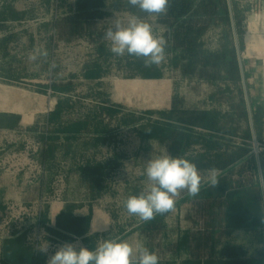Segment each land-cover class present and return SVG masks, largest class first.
Here are the masks:
<instances>
[{"label":"crops","instance_id":"obj_1","mask_svg":"<svg viewBox=\"0 0 264 264\" xmlns=\"http://www.w3.org/2000/svg\"><path fill=\"white\" fill-rule=\"evenodd\" d=\"M108 1L106 0L104 4H108ZM235 1L239 10L243 13L244 10L247 11L244 15L248 14L243 22L246 33L241 36L243 42L241 55L248 73L252 114L253 111L257 113V122L254 123L255 134L262 149L261 153L264 154V0ZM43 2L48 14L44 24L46 33H0V72L34 71L36 63L39 71L47 72L51 69L50 57L55 45H76L87 38L79 37L70 41L58 39L56 33H53L55 19L52 18L49 9L52 0ZM76 5L77 0H74L71 11H75ZM150 21L151 29L159 28L165 33L166 42L168 28L157 24L155 17ZM3 25L0 22V31L4 29ZM103 36L101 33L100 41ZM164 50L170 51L166 47ZM43 51L47 52L46 56L39 55ZM33 53L37 54L36 61L29 60V57L26 60L13 58L27 57ZM55 85L59 89L71 87V83L62 81L56 82ZM166 86L161 94L157 92L155 103L159 104L157 110L167 113V118L172 120L173 124L170 128L163 125L156 127L154 142L164 155L182 157L196 165L202 177L199 194L193 197L186 189L181 190L174 198V209L163 215H156L150 221H142L123 209L124 219L119 223L116 212L99 209L94 204L95 200L100 198L99 169L107 165L99 163L91 155L88 163L89 172H85L82 167L86 153L94 154L108 142L110 135L107 125L97 121L99 119L94 113H80L74 117L63 115L67 122L72 121L74 124L71 122L70 126V123H66V129L60 131L50 129L48 144L42 152L41 161L48 169H53L58 161L69 166L74 173L69 179V184L75 182L72 188L75 191L70 190L59 200L50 201L44 214V222L49 227L50 235L66 240L77 239L79 244L89 249L109 239L138 240L158 255L159 264H264V169L261 156L262 173L258 158L252 153L249 158L228 163L230 152L241 153V147L236 146L234 149L231 147L228 150V138L232 136H227L220 130L211 131L202 126L180 124L179 118L182 113L210 112V109L191 108L189 97L182 93L177 94L178 89L173 82L167 83ZM167 91H171V96L164 99L163 93L166 94ZM25 96L26 99L23 101L13 99L9 102L11 108L17 104L15 107L17 110L0 109L1 114H17L22 118V122H25L30 114L31 117L28 119L37 131L40 130L37 129L39 119L56 123L59 113L43 115L39 111L33 113L29 111L35 100L46 105L50 101L47 96L36 94ZM208 100L209 98L205 96L197 98L202 104H208L210 101ZM110 102L116 103L114 100ZM38 114L42 116L39 117ZM251 138L254 143L252 129ZM110 164L118 165L119 161ZM212 170L216 172L218 181L216 186L209 183ZM49 176L41 187H36L30 195H16L17 198L20 196L23 200L32 201L41 196L46 197L50 191ZM241 184L245 185V189L251 195H227L228 187L234 191L239 189ZM3 196L6 195H0V200ZM9 196L12 195H7L8 198ZM13 242L19 254L25 250L29 253L26 264H30L29 256L34 254L33 249L26 246L23 238L14 239ZM45 258L38 256L37 264H44ZM136 259L137 256L134 254L133 260ZM19 261L20 257L17 263Z\"/></svg>","mask_w":264,"mask_h":264},{"label":"rangeland","instance_id":"obj_2","mask_svg":"<svg viewBox=\"0 0 264 264\" xmlns=\"http://www.w3.org/2000/svg\"><path fill=\"white\" fill-rule=\"evenodd\" d=\"M73 1L52 0L49 7L52 18L70 12ZM112 2L114 0H109L101 8L103 13L99 27L104 36L109 27L115 30L113 20L119 19L122 26L126 27L129 18L134 16L127 9H112ZM244 13L243 22L248 15ZM47 16L43 0H0V19L4 18L0 21L4 24L0 33H46L44 24ZM243 22L240 27L242 36L246 33ZM222 32L223 29L218 27L206 34L203 43L207 52L219 49ZM152 33L165 42V33L159 28H153ZM104 36L101 41L93 42L84 38L76 45H55L51 51V69L47 72L39 71L36 62L34 71L0 72V109L17 110V104L12 105V108L8 105L10 101H23L25 95L36 94L47 96L50 101L45 105L35 100L30 106V113H59L56 123L39 119L40 126L37 129L40 130L37 131L28 119L30 114L22 122L17 114L0 112V195H6L0 200V264H10L4 258V244L15 237L23 238L26 246L32 248L35 254L45 256L44 264L59 244L65 241L78 242L74 238L66 240L51 236L44 222L50 201L59 200L70 190L75 191L72 189L75 182L69 184L70 177L74 176L69 166L58 161L53 169H48L41 161L50 129H66V123L71 126L72 121L67 122L63 115L74 117L80 113H94L99 119L97 121L107 125L110 135L108 142L94 154L86 153L82 167L85 172H89L91 155L99 163L107 165L99 169L100 198L94 204L99 209L116 212L119 223L124 219L123 209L127 198L146 194L152 186L153 182L148 180L145 173L148 162L164 155L154 142L155 129L159 125L172 126L173 121L167 118V113L157 110L159 104L155 103V99L157 92L161 94L167 88V83L173 82L178 89L177 94L189 97L191 108H209L222 127H225L223 123L226 121L236 119L235 109L244 99L247 114L241 124L242 135L228 138L227 146H250L251 153L256 156L252 138L250 142L243 139L247 131L251 135V125L242 81L239 84L229 83L225 74L215 83L185 79L173 65L174 54L165 50V58L161 63L145 66L143 57L127 53L122 57L112 54L110 42ZM232 40L235 43L234 33ZM28 57L13 58L26 60ZM58 81L71 83V87L55 91L53 85ZM227 89L230 91L225 93ZM241 89L243 94L240 93ZM163 96L169 99L171 91L163 93ZM201 96L208 97L209 103L198 102L197 98ZM109 98L116 103L110 102ZM1 116L8 118L1 120ZM11 117L20 118L18 125L13 128V123L9 122L13 119ZM151 125H155L153 133L149 131ZM259 149L262 150L260 145ZM113 161H119V164H110ZM48 176L51 183L46 197L41 196L32 201L23 200L20 196L17 198L16 195H30L36 187H41ZM7 195L12 196L8 198ZM46 243L50 245L47 255L39 251V247Z\"/></svg>","mask_w":264,"mask_h":264},{"label":"trees","instance_id":"obj_3","mask_svg":"<svg viewBox=\"0 0 264 264\" xmlns=\"http://www.w3.org/2000/svg\"><path fill=\"white\" fill-rule=\"evenodd\" d=\"M105 0H77L75 11L61 14L53 21L54 33L58 39L70 41L74 38L87 37L91 41L100 40L101 33H104L98 26L99 17L102 16L101 8ZM232 12L236 24L237 33L240 37V50H243V42L240 32L243 22V12L239 10L235 0H231ZM112 9H127L135 17L151 26V18H156L159 25L168 28V36L165 47L174 54L173 65L185 79L206 81L210 83L219 82L222 75L225 74L226 81L232 84L241 83V73L237 51L234 40H232V19L229 7V0H169L166 13L160 15H150L141 11L138 7H133L128 0H114ZM222 28L223 35L219 38V49L216 52H207L204 49L203 38L214 28ZM245 68V66H244ZM246 78L248 73L245 68ZM55 91L60 90L57 85H53ZM227 89L224 92L228 93ZM241 94L243 90L241 89ZM245 101H240L236 107V119L226 121L225 127L219 123L217 117L212 112H184L179 118V123L193 127H204L211 131H218L227 134V136L242 135L243 117L246 116ZM238 117V118H237ZM7 116H1L5 120ZM11 128L18 125L20 118L11 117ZM254 123L257 122V113L253 111ZM229 125V127H227ZM149 131H152L155 125H151ZM170 128L171 126H166ZM245 141H251L250 131H247L243 138ZM236 146H233V149ZM241 147V153H231L228 155L227 162L234 163L237 160L249 158L251 153L250 146ZM231 147L228 146V150ZM263 161L264 154H260ZM241 184L239 189H227V195H251ZM15 237L4 244V258L10 264H26V257L29 253L21 251L19 254L14 248ZM34 252V251H33ZM37 254H30V264H37ZM20 257L19 263H17Z\"/></svg>","mask_w":264,"mask_h":264},{"label":"clouds","instance_id":"obj_4","mask_svg":"<svg viewBox=\"0 0 264 264\" xmlns=\"http://www.w3.org/2000/svg\"><path fill=\"white\" fill-rule=\"evenodd\" d=\"M150 15H160L167 11L169 0H128ZM115 30L109 27L104 39L110 42L112 54L122 57L127 53L143 57L145 66L159 64L164 60L165 42L154 37L151 26L138 17L129 18L124 27L119 19L112 21ZM39 55H47L46 51ZM36 61L37 54L29 55ZM149 181L153 182L145 194L132 195L124 202V208L131 216L142 221H150L156 215H163L175 207V197L186 189L190 196L199 194L202 177L194 163L182 157H162L150 160L145 170ZM209 183L216 186L218 181L215 170L210 172ZM50 245L46 243L39 251L48 253ZM136 254L137 259L133 260ZM46 264H159L158 255L149 250L140 241L104 240L95 248L89 249L78 242L65 241L59 244L53 254L48 256Z\"/></svg>","mask_w":264,"mask_h":264},{"label":"water","instance_id":"obj_5","mask_svg":"<svg viewBox=\"0 0 264 264\" xmlns=\"http://www.w3.org/2000/svg\"><path fill=\"white\" fill-rule=\"evenodd\" d=\"M229 7H230V13H231V19H232V29H233L234 39H235V44H236V51H237V56H238V60H239L241 79H242V83H243V87H244L246 103L248 106V112H249V118H250V125H251V129H252V133H253L254 152L256 153V156L258 158L260 171L262 173L259 144L257 142V138H256V134H255L254 120H253L252 108H251V103H250L249 91H248V87H247L246 73H245V68H244L241 50H240L239 35L237 33L236 24H235L233 12H232L231 0H229Z\"/></svg>","mask_w":264,"mask_h":264},{"label":"built area","instance_id":"obj_6","mask_svg":"<svg viewBox=\"0 0 264 264\" xmlns=\"http://www.w3.org/2000/svg\"><path fill=\"white\" fill-rule=\"evenodd\" d=\"M260 150V149H259ZM260 153H261V150H260Z\"/></svg>","mask_w":264,"mask_h":264}]
</instances>
